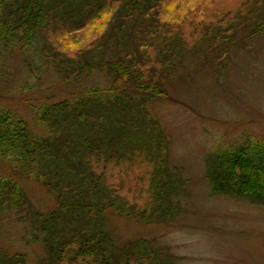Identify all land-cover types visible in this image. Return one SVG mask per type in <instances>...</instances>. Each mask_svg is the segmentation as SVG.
<instances>
[{"label":"trees","instance_id":"trees-1","mask_svg":"<svg viewBox=\"0 0 264 264\" xmlns=\"http://www.w3.org/2000/svg\"><path fill=\"white\" fill-rule=\"evenodd\" d=\"M263 13L264 0H0V37L41 38L42 65H54L64 81L105 68L111 39L127 49L107 66L115 78L106 99L95 90L74 104L41 111L50 137L34 138L24 119L0 112V158L26 172L39 168L37 179L57 198L53 212L37 216L36 231L44 233L49 254L43 264H164L148 240L117 248L105 228L109 210L145 222L164 218L163 203L174 191L168 136L144 101L138 104L124 89L131 84L149 97L162 96L160 83L176 61L209 41L215 48L230 46L239 27L262 30ZM87 31L89 40H82ZM190 32L199 42H187ZM259 147L252 143L249 152L209 163L213 191L264 201ZM138 159L151 165L150 177L147 168L141 174L130 165ZM24 201L21 186L0 180V207ZM0 264H27V256H0Z\"/></svg>","mask_w":264,"mask_h":264},{"label":"rangeland","instance_id":"rangeland-1","mask_svg":"<svg viewBox=\"0 0 264 264\" xmlns=\"http://www.w3.org/2000/svg\"><path fill=\"white\" fill-rule=\"evenodd\" d=\"M262 16V30L239 27L230 46L215 48L213 40L186 53L163 77L162 96L149 97L131 84L125 87L138 104L144 101L168 136L167 169L175 181L172 201L163 203L168 213L164 218L145 222L107 212L105 228L117 248L144 239L164 264H264V201L214 192L207 170L223 154L249 152L252 143L262 145L257 152L264 149ZM91 34L87 31L82 40ZM190 35L189 44L199 42ZM41 45L38 36L32 42L0 37V112L24 119L34 138L51 136L41 123L47 106L74 104L95 90L106 99L115 78L107 66L127 51L123 42L111 39L105 68L64 81L54 65H42ZM130 165L141 174L147 168L150 177L152 168L145 159ZM39 173L35 166L26 172L11 159L0 158V180H12L25 190L22 204L0 207V256L25 255L27 264L49 260L44 233L36 231L37 216L57 208L56 195L37 179Z\"/></svg>","mask_w":264,"mask_h":264}]
</instances>
